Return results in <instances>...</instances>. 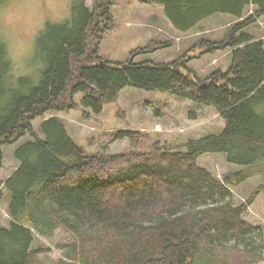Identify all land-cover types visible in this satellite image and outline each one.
Masks as SVG:
<instances>
[{
  "label": "trees",
  "instance_id": "obj_1",
  "mask_svg": "<svg viewBox=\"0 0 264 264\" xmlns=\"http://www.w3.org/2000/svg\"><path fill=\"white\" fill-rule=\"evenodd\" d=\"M84 1L76 0L71 28L52 29L46 38L49 62L40 85L0 109V168L3 145L32 137L16 150L20 165L6 181L14 221L10 230L0 228V264H41L33 261L31 228L46 235L59 225L89 233L84 247L73 242L59 264H223L212 252L228 246L251 255L243 264H259L263 246L254 237L263 232L243 219L248 204L234 205L231 188L258 176L250 202L264 193V40L244 31L264 16V0H148L161 4L181 32L216 14L241 19L224 43L210 46L231 49L230 68L204 80L178 60L100 62L112 0H94L92 11ZM126 86L213 106L225 126L181 147L154 141L141 151L132 132H121L117 138L134 149L111 155L85 153L58 118L44 123L43 138L33 129L34 119L75 106L80 94L84 108L101 113ZM205 154H224L239 169L220 181L199 166ZM101 230L105 237H95Z\"/></svg>",
  "mask_w": 264,
  "mask_h": 264
},
{
  "label": "rangeland",
  "instance_id": "obj_2",
  "mask_svg": "<svg viewBox=\"0 0 264 264\" xmlns=\"http://www.w3.org/2000/svg\"><path fill=\"white\" fill-rule=\"evenodd\" d=\"M85 6L92 11L94 0H85ZM112 23L103 34L98 44L100 62L127 63L153 62L172 63L179 61L184 72L190 71L202 80L207 79L214 71L230 68L232 52L230 48H210L227 40L229 30L241 19L217 18L201 22L189 32L176 29L161 4L148 0H112L110 4ZM254 14L248 11L245 17ZM153 15L156 21L153 20ZM159 23L160 25H158ZM244 31L264 40V16L250 22ZM81 94L75 98V106L68 104L62 110L45 113L33 120L34 130L39 137H44L41 129L44 123L55 117L62 121L70 136L82 147L85 153L115 154L126 153L134 149L128 138H117L121 132H132L136 139V151L147 149L150 143L161 141L176 146L190 138H200L209 133H220L225 126V119L215 107L198 105L191 100L177 98L161 91H147L126 86L119 98L105 103L101 113H94L84 108L80 102ZM32 139L26 135L19 141L2 146L3 161L0 168V228L11 229L14 221L10 215L11 201L6 181L20 165L15 155L16 150ZM184 150V149H183ZM224 154H205L197 159L200 167L208 169L218 179H224L227 173L239 167L225 160ZM262 181L253 177L248 181L231 188L234 205L248 204L243 215L246 223L261 228V239H264V193L250 202L251 196ZM33 232V261L41 264H59L73 250L76 240L81 248L88 234H75L59 225L53 232L42 235L36 229ZM87 233V232H86ZM95 237H105L104 231L94 232ZM77 235V236H76ZM258 237H254L256 240ZM260 238V237H259ZM103 239V238H101ZM264 243L256 244L257 248ZM259 249V248H258ZM217 261L223 264H243V259L251 257L242 251L224 247L212 252ZM210 258V256L206 257ZM255 258V257H254ZM253 258V259H254ZM259 264H264V260Z\"/></svg>",
  "mask_w": 264,
  "mask_h": 264
},
{
  "label": "clouds",
  "instance_id": "obj_3",
  "mask_svg": "<svg viewBox=\"0 0 264 264\" xmlns=\"http://www.w3.org/2000/svg\"><path fill=\"white\" fill-rule=\"evenodd\" d=\"M76 0H0V109L44 79L52 29L71 28ZM256 244L264 243L257 238ZM264 255V250L261 251Z\"/></svg>",
  "mask_w": 264,
  "mask_h": 264
},
{
  "label": "crops",
  "instance_id": "obj_4",
  "mask_svg": "<svg viewBox=\"0 0 264 264\" xmlns=\"http://www.w3.org/2000/svg\"><path fill=\"white\" fill-rule=\"evenodd\" d=\"M227 18V17H229V16H226V15H224V14H216V15H214V17H212V18H210V19H206L205 21H211V20H214L215 21V19H217V18ZM152 21H156V17H155V15H153V20ZM205 21H203V22H205ZM158 25H160L159 23H157ZM194 29V28H193ZM181 32V31H180Z\"/></svg>",
  "mask_w": 264,
  "mask_h": 264
}]
</instances>
